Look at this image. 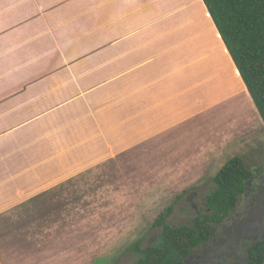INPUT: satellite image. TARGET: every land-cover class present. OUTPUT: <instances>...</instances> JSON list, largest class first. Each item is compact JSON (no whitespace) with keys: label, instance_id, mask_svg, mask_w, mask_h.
Masks as SVG:
<instances>
[{"label":"crops","instance_id":"crops-1","mask_svg":"<svg viewBox=\"0 0 264 264\" xmlns=\"http://www.w3.org/2000/svg\"><path fill=\"white\" fill-rule=\"evenodd\" d=\"M249 113L263 127L203 0H0V264L72 249L69 180L141 146L201 176Z\"/></svg>","mask_w":264,"mask_h":264},{"label":"rangeland","instance_id":"rangeland-1","mask_svg":"<svg viewBox=\"0 0 264 264\" xmlns=\"http://www.w3.org/2000/svg\"><path fill=\"white\" fill-rule=\"evenodd\" d=\"M239 122L252 126L249 142L243 148L235 144L236 151L209 161L201 176L162 175L161 161L147 158L141 146L69 180L57 199L83 200L84 205L57 211L89 220L71 226L80 229L57 231L64 238L72 235V249L57 243V253L46 257L47 264H135L139 254L132 246L137 241L143 247L157 241L162 227L154 222L166 208H172L166 222L173 226L194 224L208 211L206 197L216 187L213 177L235 155H241L254 173L251 193L241 197L223 224L211 227V238L184 258V264H243L249 243L264 235V125L253 113Z\"/></svg>","mask_w":264,"mask_h":264},{"label":"trees","instance_id":"trees-1","mask_svg":"<svg viewBox=\"0 0 264 264\" xmlns=\"http://www.w3.org/2000/svg\"><path fill=\"white\" fill-rule=\"evenodd\" d=\"M264 121V0H203ZM254 177L241 155L230 158L213 177L216 187L206 197L208 211L194 224L173 226L166 222V208L154 222L162 230L157 241L132 249L135 264H184V258L211 238V227L223 224L248 193ZM243 264H264V235L246 248Z\"/></svg>","mask_w":264,"mask_h":264},{"label":"flooded vegetation","instance_id":"flooded-vegetation-1","mask_svg":"<svg viewBox=\"0 0 264 264\" xmlns=\"http://www.w3.org/2000/svg\"><path fill=\"white\" fill-rule=\"evenodd\" d=\"M251 193L250 189L248 190V195Z\"/></svg>","mask_w":264,"mask_h":264}]
</instances>
